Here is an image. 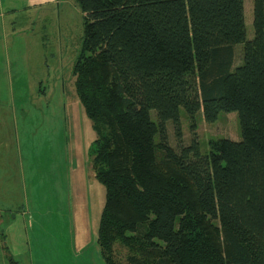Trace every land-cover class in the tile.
Here are the masks:
<instances>
[{
    "label": "trees",
    "instance_id": "1",
    "mask_svg": "<svg viewBox=\"0 0 264 264\" xmlns=\"http://www.w3.org/2000/svg\"><path fill=\"white\" fill-rule=\"evenodd\" d=\"M76 1L72 73L97 132L104 262L120 264L118 244L127 264H264V0H252L249 38L245 0ZM181 108L191 130L197 113L210 124L236 112L240 139L175 150L165 123L179 139Z\"/></svg>",
    "mask_w": 264,
    "mask_h": 264
},
{
    "label": "rangeland",
    "instance_id": "2",
    "mask_svg": "<svg viewBox=\"0 0 264 264\" xmlns=\"http://www.w3.org/2000/svg\"><path fill=\"white\" fill-rule=\"evenodd\" d=\"M84 19L76 0H0V264H106L96 240L105 203L90 152L97 132L72 73ZM234 49L237 64L242 45ZM179 113V139L165 123L175 150L193 137L202 152L210 139H240L236 112L210 124L197 113L193 130ZM128 253L116 244L113 258L127 264Z\"/></svg>",
    "mask_w": 264,
    "mask_h": 264
},
{
    "label": "crops",
    "instance_id": "3",
    "mask_svg": "<svg viewBox=\"0 0 264 264\" xmlns=\"http://www.w3.org/2000/svg\"><path fill=\"white\" fill-rule=\"evenodd\" d=\"M244 16H245V25L248 31V26L252 24V0L244 1ZM251 34V33H250Z\"/></svg>",
    "mask_w": 264,
    "mask_h": 264
}]
</instances>
